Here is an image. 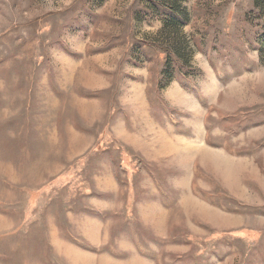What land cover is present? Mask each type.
<instances>
[{
	"label": "rangeland",
	"instance_id": "1",
	"mask_svg": "<svg viewBox=\"0 0 264 264\" xmlns=\"http://www.w3.org/2000/svg\"><path fill=\"white\" fill-rule=\"evenodd\" d=\"M0 264H264V0H0Z\"/></svg>",
	"mask_w": 264,
	"mask_h": 264
}]
</instances>
